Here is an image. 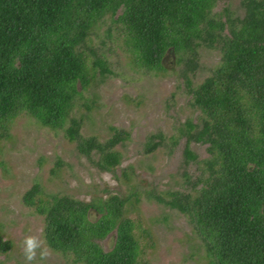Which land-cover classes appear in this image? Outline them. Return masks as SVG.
<instances>
[{
	"label": "trees",
	"instance_id": "16d2710c",
	"mask_svg": "<svg viewBox=\"0 0 264 264\" xmlns=\"http://www.w3.org/2000/svg\"><path fill=\"white\" fill-rule=\"evenodd\" d=\"M219 1L0 0V143L25 115L65 130L81 154L97 156L99 169L116 172L122 161L116 148L130 133L112 128L101 142L83 136L82 119L72 116L97 76L112 73L106 41L93 44L110 20L106 37L115 32L136 66L164 71L169 54L182 65L198 111L179 128L185 166L196 163L197 176L185 173V190L163 195L152 188L147 199L190 219L206 264H264V0H241L242 16L228 7L215 11ZM203 47L218 49L221 60L195 85ZM162 143L161 135L150 136L146 152ZM191 143L206 145L209 156L199 160ZM122 176L131 179L127 169ZM133 199L139 200L137 188L86 202L47 195L38 183L23 197L43 216L48 247L73 264H147L151 234L127 215ZM111 234L114 245L105 251L100 242ZM12 246L0 233V253Z\"/></svg>",
	"mask_w": 264,
	"mask_h": 264
},
{
	"label": "rangeland",
	"instance_id": "374dc122",
	"mask_svg": "<svg viewBox=\"0 0 264 264\" xmlns=\"http://www.w3.org/2000/svg\"><path fill=\"white\" fill-rule=\"evenodd\" d=\"M225 7L243 15L241 0H220L215 11ZM109 23L107 20L101 26L93 44L100 47L106 41L112 73L97 76L72 116L82 119L83 136H94L101 142L114 134L112 128L128 131L129 140L116 148L121 165L115 173L102 171L96 166L97 156L81 154L65 130H53L28 116H18L10 137L0 143V233L13 244L9 252L0 253V264H73L71 258L48 247L43 216L23 201L25 193L37 183L47 195L67 194L86 202L112 193L129 194L137 188L139 200L133 199L127 215L140 218L151 234V245L145 254L147 264H206L205 250L190 219L148 200L145 194L152 188L163 195L185 190V173L193 179L198 174L196 163L185 166L186 139L179 136V128L198 115L190 105L182 65L169 54L164 71L136 66L115 32L111 40L106 37ZM220 60L218 49L201 48L194 84L202 83ZM152 135H161L163 143L147 153L146 143ZM206 147L190 144L199 160L209 156ZM124 169L130 173L129 181L122 176ZM114 241L115 234H111L100 244L109 251Z\"/></svg>",
	"mask_w": 264,
	"mask_h": 264
}]
</instances>
